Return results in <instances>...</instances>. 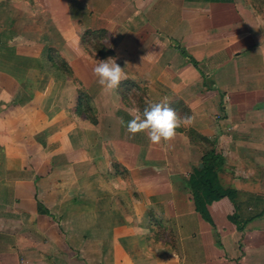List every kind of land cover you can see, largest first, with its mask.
I'll list each match as a JSON object with an SVG mask.
<instances>
[{
	"label": "crops",
	"instance_id": "crops-1",
	"mask_svg": "<svg viewBox=\"0 0 264 264\" xmlns=\"http://www.w3.org/2000/svg\"><path fill=\"white\" fill-rule=\"evenodd\" d=\"M90 30L125 68L114 91ZM165 100L195 118L170 142L117 119ZM198 136L235 193L208 220ZM0 264H264V0H0Z\"/></svg>",
	"mask_w": 264,
	"mask_h": 264
},
{
	"label": "clouds",
	"instance_id": "clouds-1",
	"mask_svg": "<svg viewBox=\"0 0 264 264\" xmlns=\"http://www.w3.org/2000/svg\"><path fill=\"white\" fill-rule=\"evenodd\" d=\"M124 69L116 63L115 58L109 57L100 60L94 67L93 73L103 89L114 91L122 80L127 79ZM125 111L131 119L128 121H125L123 117L117 119L122 126H126L127 133L132 136L144 133L154 144L174 140L178 135V130L191 126L195 119L187 114L181 116L166 100L151 103L142 111L138 108L125 109Z\"/></svg>",
	"mask_w": 264,
	"mask_h": 264
},
{
	"label": "trees",
	"instance_id": "trees-1",
	"mask_svg": "<svg viewBox=\"0 0 264 264\" xmlns=\"http://www.w3.org/2000/svg\"><path fill=\"white\" fill-rule=\"evenodd\" d=\"M107 38L108 32L105 30H90L84 34L82 40L86 48L93 49L98 53L100 58L104 60L115 56L114 52L103 44ZM68 71L70 75H72L69 69ZM80 97V108L77 109L78 113H85L88 118H91L96 122L94 108L90 97L85 93H82ZM83 105H87L85 110ZM198 139L206 145L205 154L202 160L204 167L194 173L187 183V187L193 196L196 210L204 219L208 220V206L226 196L233 198L235 193L232 190H224L220 186L217 171L223 168L225 160L222 155L216 153L217 142L200 136H198Z\"/></svg>",
	"mask_w": 264,
	"mask_h": 264
}]
</instances>
